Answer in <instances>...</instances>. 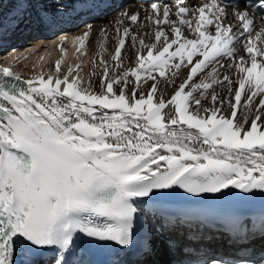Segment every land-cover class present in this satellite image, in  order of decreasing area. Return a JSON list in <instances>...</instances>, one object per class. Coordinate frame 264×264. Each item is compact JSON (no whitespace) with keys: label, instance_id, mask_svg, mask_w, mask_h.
Instances as JSON below:
<instances>
[{"label":"snow or ice","instance_id":"1","mask_svg":"<svg viewBox=\"0 0 264 264\" xmlns=\"http://www.w3.org/2000/svg\"><path fill=\"white\" fill-rule=\"evenodd\" d=\"M148 7L156 43L140 39L136 66L110 76L122 67L127 38L133 47L137 43L130 28L118 29L112 66L100 59L98 93L91 80L81 86L82 65L63 77L24 80L26 88L10 83L21 77L0 67V77L7 78L0 80V264H73L83 239L137 257L120 264H185L194 249L174 239L167 241V254L183 259L155 260L150 232L143 247H134L143 211L138 198L173 187L193 196L236 189L244 199L264 197V0H236L231 11L221 0H153ZM59 15L41 23L52 26ZM129 18L136 24L139 13ZM89 35L76 38L81 49ZM241 50L247 55H238ZM182 67L188 68L185 80L165 100L158 78L175 84ZM220 68L237 70L235 90L231 75L220 78ZM55 70L60 72L59 62ZM149 80L147 95H138ZM215 85L228 89L227 99ZM209 90L212 108L202 103ZM239 224L264 264V222L258 232L250 217ZM206 264H218L217 257L209 254Z\"/></svg>","mask_w":264,"mask_h":264},{"label":"bare ground","instance_id":"2","mask_svg":"<svg viewBox=\"0 0 264 264\" xmlns=\"http://www.w3.org/2000/svg\"><path fill=\"white\" fill-rule=\"evenodd\" d=\"M11 1L12 0H0V67L10 68L16 75H19L21 77V81L17 82L11 80L10 83L19 84L20 87H27L23 83L24 80L33 79L34 77H39L40 75H43L45 79H47L49 76L53 77V79H55L57 76L63 77L68 72L70 67L74 68L76 65H82V68L79 70V74L83 80V84L81 86L83 88H87L88 82L91 80V91L98 93L101 91L100 82L102 69L104 67V65L100 64V59L102 58L109 66H112V56L114 55L115 49L118 46V29L122 30L123 28H130L132 34L137 38V43L136 46L133 47L131 37L127 38L125 48L122 50L121 54L122 67L116 69L114 73H110V76L117 75L136 66L133 60L137 50L140 48V39L144 40L145 45L156 43L155 30L157 26L153 22L146 19V16L150 14V8L148 6L153 2V0H122L121 2H117L118 0H54L55 3L57 2L70 5L71 9L69 11L67 10V14H69L67 18L62 17L58 20L55 19V23L52 26L41 23V18L49 16V14L44 13V11H42V9L39 7L30 6L32 0H19V7L17 6L16 9L7 11V5H9ZM28 2L29 4H27ZM156 2L160 4L168 3L171 5L174 3V0H167L163 2L156 0ZM193 2H195V0H193ZM200 2L203 3L204 0H200ZM112 7L119 8L118 14L116 16L108 15L106 16L107 21L105 20L103 22H99V19H101L98 18L99 12L109 13L110 8L112 9ZM29 9H31V12L30 14H27ZM125 13H127V16ZM135 13H139L140 19L136 24H133L129 17L131 14ZM30 15L33 16V19H31ZM83 18L89 19V22L85 24L87 27L84 26L82 29L76 28V23L81 21ZM172 18L175 19L174 16ZM257 21L259 25L258 15ZM231 22V20L226 21V23ZM55 26L63 27L65 28V31H62L60 34H58L59 36L56 35V37L53 36L51 38L50 36L52 33L59 29ZM33 27H39L36 33H34L32 30ZM162 27L169 33V38L171 39L172 35L168 26L163 25ZM210 30H212L214 34V29ZM29 33L32 34L33 37L37 35L40 37L30 39L32 43L28 45V49L30 48L28 53L23 54L24 56L10 54L9 52L18 51L19 48H21L19 44L16 46L13 45V41L9 40L10 37L19 34L27 37L30 35ZM85 33H90V35L85 41L84 48L81 49L79 40L76 38H83ZM185 35L190 39L195 38L190 32H188L187 29H185ZM48 41H53L56 44L52 45V47L49 49L44 50L42 53L43 48L40 47V45L41 43H47ZM35 42H37V44H34ZM69 42L74 44L71 49L69 47V44L71 43ZM7 46H11V48L6 53H1V51H3ZM61 47L65 49V52L62 53L60 51ZM147 50V48H144L141 51L146 54ZM37 52L38 56H36ZM7 53H9L8 56H6ZM3 55H5L4 58H2ZM238 55L246 56L247 54L241 50ZM26 56L28 57L26 58ZM195 59H198V57ZM257 59L259 62L260 58L258 57ZM221 60L224 62V58H221ZM57 62L60 63L61 70L59 73H57L55 70V65ZM87 64L88 67H86ZM93 71L96 73L94 76L91 75ZM205 71H207V69ZM226 72L232 76L234 81L232 88L235 90L238 87V85L235 83L237 78V70L235 68H220L219 74L221 79ZM187 73L188 68L182 67L179 76L176 78L175 84H169L164 78H158V95L163 96L165 100L170 98L176 87L185 80ZM75 75L76 72L74 71L73 76ZM204 76L205 73H201L200 76L196 78L195 82H199V80L204 78ZM3 79L7 78L0 77V80ZM69 79H72V77H69ZM129 79L131 80L132 78L130 77ZM152 83L153 82L149 80L147 83L143 84L138 95L142 93L146 96ZM132 87L133 85L130 83L129 92H131ZM214 91L218 93L222 99L228 98V89L224 85H215ZM212 94L213 90H209L207 94L208 98L202 101L204 107H214L211 101ZM199 95V93L196 94L197 97H199ZM254 109L255 106H253V112L249 116V124L251 123L252 117L255 115ZM167 111H169V109H165V112ZM230 111L231 109H229L227 104H225V108L222 109V114L228 116L230 115ZM237 118L239 119V112ZM262 120H264V116H262ZM155 212V208L143 211L146 222L153 227L156 225L161 226L159 218ZM154 235L158 237L156 240L154 239V241H156L154 247L159 253L155 256L158 261H166V253L161 248L162 241H168L170 238L178 242L184 241L181 237L175 234L174 228H166L163 232H157L154 233ZM217 242L218 239L207 241V243L212 246H215ZM226 243L227 242L225 241L222 247L225 248Z\"/></svg>","mask_w":264,"mask_h":264},{"label":"rangeland","instance_id":"3","mask_svg":"<svg viewBox=\"0 0 264 264\" xmlns=\"http://www.w3.org/2000/svg\"><path fill=\"white\" fill-rule=\"evenodd\" d=\"M18 1L19 0H12L11 2H10V4L9 5H7V7L8 8H6V10L7 11H9V10H13V9H16L17 8V6L19 7V5H18ZM20 2V1H19ZM121 2V1H120ZM27 4H29V2L27 3ZM29 6V5H28ZM30 6H34V7H39L40 9H42V11H44V13H46V14H49V16L53 13V12H60V13H62V15H59V16H56L55 17V19H61L62 17L63 18H67V16L69 15V14H67L68 13V11L71 9V6L70 5H66V4H62V3H55V1L54 0H32V3H31V5ZM30 6H29V8H30ZM33 7V8H34ZM32 8V9H33ZM64 9V10H63ZM66 10V11H65ZM68 10V11H67ZM65 11V12H64ZM30 12H31V9H29L28 11H27V14L29 13L30 14ZM118 12H119V8L118 7H112V9L110 8V12L109 13H103V12H99V14L98 15H102L101 16V19H99V22H103V21H105L107 18H106V16H116L117 14H118ZM65 13V14H64ZM30 17H31V19H33V16L32 15H30ZM100 17V16H99ZM98 17V18H99ZM73 18H76V17H73ZM85 19H87V18H85ZM1 20V19H0ZM107 21V20H106ZM87 22H89V19H87L86 21H84V18L83 19H81V21H78L76 24V28H84V26H85V24H87ZM85 27H87V26H85ZM38 28L39 27H33V31H34V33H36L37 31H38ZM62 31H65V28H59V29H57L56 31H54L53 33H52V35L50 36L51 38L53 37V36H55L56 37V35L57 36H59L58 34H60ZM30 34V33H29ZM28 37V36H27ZM26 37V38H27ZM39 38L40 36L39 35H37V36H35V37H33L32 36V34H30L29 35V37L27 38V39H29V40H26L27 42V44H30V43H32L31 42V40L30 39H33V38ZM20 38H22V37H20V36H17V35H15V37L13 38V45H17V44H19L18 42H20L19 41V39ZM25 41V40H24ZM13 45H11V46H13ZM11 46H7L3 51H1V53H6L10 48H11ZM9 47V48H8ZM8 55H9V53H8ZM8 55H6V56H8ZM5 57V55H3V57L2 58H4ZM4 62V61H3ZM163 251H165L164 249H163Z\"/></svg>","mask_w":264,"mask_h":264}]
</instances>
